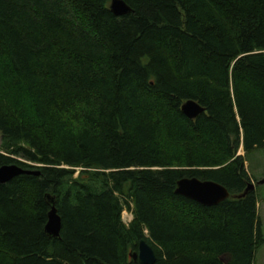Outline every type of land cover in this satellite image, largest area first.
Here are the masks:
<instances>
[{
    "label": "trees",
    "instance_id": "1",
    "mask_svg": "<svg viewBox=\"0 0 264 264\" xmlns=\"http://www.w3.org/2000/svg\"><path fill=\"white\" fill-rule=\"evenodd\" d=\"M124 1L0 0V166L38 170L0 182V264H142L140 239L153 264H252L256 193L239 195L264 148V0ZM185 176L230 195H178Z\"/></svg>",
    "mask_w": 264,
    "mask_h": 264
},
{
    "label": "water",
    "instance_id": "2",
    "mask_svg": "<svg viewBox=\"0 0 264 264\" xmlns=\"http://www.w3.org/2000/svg\"><path fill=\"white\" fill-rule=\"evenodd\" d=\"M109 10L116 16H120L131 11L130 7L124 0H110ZM181 111L188 118L193 119L200 113L204 112V107L193 99H187L181 104ZM23 173L37 175L38 170L25 169L16 163L1 165L0 182H7L13 177ZM254 187L255 185L250 182L244 192L239 196H243L248 190H253ZM174 192L205 206L216 205L228 198L230 195L228 190L223 185L212 180H200L195 176H185L178 179ZM45 199L50 208L47 213V222L44 229L50 237H57L61 228V219L54 205V198L49 194H46ZM130 256L134 260L138 259L142 264H153L156 259L153 247L145 239L139 240L137 250L130 253Z\"/></svg>",
    "mask_w": 264,
    "mask_h": 264
},
{
    "label": "rangeland",
    "instance_id": "3",
    "mask_svg": "<svg viewBox=\"0 0 264 264\" xmlns=\"http://www.w3.org/2000/svg\"><path fill=\"white\" fill-rule=\"evenodd\" d=\"M238 154L244 155V151L240 146ZM245 167L247 172L252 177V182L255 187L256 199H257V214L259 216L263 242L256 249L252 264H264V148L252 150L250 153L245 154ZM263 180V181H261ZM121 219L126 221L127 218H131L132 215L128 210H123Z\"/></svg>",
    "mask_w": 264,
    "mask_h": 264
},
{
    "label": "built area",
    "instance_id": "4",
    "mask_svg": "<svg viewBox=\"0 0 264 264\" xmlns=\"http://www.w3.org/2000/svg\"><path fill=\"white\" fill-rule=\"evenodd\" d=\"M131 219V218H130ZM129 218L126 219V221H124V223H128L130 221Z\"/></svg>",
    "mask_w": 264,
    "mask_h": 264
}]
</instances>
